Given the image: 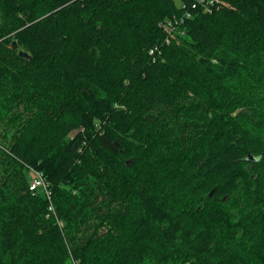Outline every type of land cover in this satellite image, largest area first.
Listing matches in <instances>:
<instances>
[{"label":"trees","instance_id":"16d2710c","mask_svg":"<svg viewBox=\"0 0 264 264\" xmlns=\"http://www.w3.org/2000/svg\"><path fill=\"white\" fill-rule=\"evenodd\" d=\"M204 8L0 0V264H264V0Z\"/></svg>","mask_w":264,"mask_h":264},{"label":"built area","instance_id":"2783aa9c","mask_svg":"<svg viewBox=\"0 0 264 264\" xmlns=\"http://www.w3.org/2000/svg\"><path fill=\"white\" fill-rule=\"evenodd\" d=\"M217 1L218 0H198V2L200 4L204 5V7H205L204 9L208 13L212 12V6ZM189 16H190V12L185 11L183 18L170 20V21H168L167 24L164 25V29H165L166 33L168 34L167 43L178 40L177 39V33L179 31V27L184 22V19L188 18ZM42 187L45 188V182H44V178L40 175L38 178L36 177L32 181L31 190L35 191V190L42 188ZM47 194L50 195V192H47ZM51 210L54 211L52 207H51Z\"/></svg>","mask_w":264,"mask_h":264},{"label":"water","instance_id":"95a60500","mask_svg":"<svg viewBox=\"0 0 264 264\" xmlns=\"http://www.w3.org/2000/svg\"><path fill=\"white\" fill-rule=\"evenodd\" d=\"M20 57H22L24 59H27V60H31V57L25 52H21L20 53Z\"/></svg>","mask_w":264,"mask_h":264},{"label":"rangeland","instance_id":"374dc122","mask_svg":"<svg viewBox=\"0 0 264 264\" xmlns=\"http://www.w3.org/2000/svg\"><path fill=\"white\" fill-rule=\"evenodd\" d=\"M176 3L180 6L181 5V0H175Z\"/></svg>","mask_w":264,"mask_h":264}]
</instances>
